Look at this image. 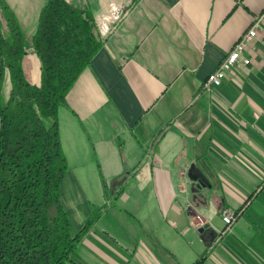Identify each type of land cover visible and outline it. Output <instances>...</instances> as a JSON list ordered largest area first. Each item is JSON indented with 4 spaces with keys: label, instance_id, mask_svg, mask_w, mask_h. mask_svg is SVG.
Segmentation results:
<instances>
[{
    "label": "crops",
    "instance_id": "0c3cea01",
    "mask_svg": "<svg viewBox=\"0 0 264 264\" xmlns=\"http://www.w3.org/2000/svg\"><path fill=\"white\" fill-rule=\"evenodd\" d=\"M65 1L90 11L101 40L56 114L69 233L97 212L65 264H264L262 29L247 64L203 86L264 0ZM4 2L29 44L45 0ZM22 70L39 83L29 47ZM5 85L8 93L6 72L3 100ZM190 165L205 179L198 204L188 198ZM223 207L238 215L218 235ZM196 214L203 232L189 224Z\"/></svg>",
    "mask_w": 264,
    "mask_h": 264
},
{
    "label": "trees",
    "instance_id": "16d2710c",
    "mask_svg": "<svg viewBox=\"0 0 264 264\" xmlns=\"http://www.w3.org/2000/svg\"><path fill=\"white\" fill-rule=\"evenodd\" d=\"M96 29L89 10L45 0L27 44L13 12L0 0V90L5 72L9 79L6 99L0 95V264L72 262L81 232L93 221L94 211L78 233H69L58 200L66 165L56 114L101 46ZM28 47L39 60L37 85L22 70Z\"/></svg>",
    "mask_w": 264,
    "mask_h": 264
},
{
    "label": "built area",
    "instance_id": "2783aa9c",
    "mask_svg": "<svg viewBox=\"0 0 264 264\" xmlns=\"http://www.w3.org/2000/svg\"><path fill=\"white\" fill-rule=\"evenodd\" d=\"M114 17H112L114 18V20L120 18L119 13L116 14V16ZM102 19L103 22H101V24H104L102 27L105 28L106 30L104 33L110 32L113 26L111 27L108 26L107 22H105L106 20L105 17H103ZM261 29L263 31V37H264V6L261 9V11L253 17L248 28L242 33H240L238 38L233 42L231 48L219 61L217 67L206 75L203 82V86L204 87L217 86L220 84L221 80L223 79L225 72L231 69L235 64L237 63L247 64L249 60L248 57L244 55L245 48L250 42L258 38L257 31ZM179 175H182L181 170L179 171ZM237 215H238L237 211H234L228 207L221 208L219 210V217L223 223V228L216 233H218V235L222 234L236 219ZM203 223L204 221L197 214L194 215L189 222L190 226L193 228H199L203 225Z\"/></svg>",
    "mask_w": 264,
    "mask_h": 264
},
{
    "label": "water",
    "instance_id": "95a60500",
    "mask_svg": "<svg viewBox=\"0 0 264 264\" xmlns=\"http://www.w3.org/2000/svg\"><path fill=\"white\" fill-rule=\"evenodd\" d=\"M186 178L189 180V184L187 185V193L189 194V202L198 204L200 200L204 198V193H202V189L204 186L201 181H205L204 177L198 170L190 165L186 170ZM207 224H203L201 227L197 229L198 232H203L207 228Z\"/></svg>",
    "mask_w": 264,
    "mask_h": 264
},
{
    "label": "rangeland",
    "instance_id": "374dc122",
    "mask_svg": "<svg viewBox=\"0 0 264 264\" xmlns=\"http://www.w3.org/2000/svg\"><path fill=\"white\" fill-rule=\"evenodd\" d=\"M1 31H2V34H5V29H4V27H2L1 28ZM35 85H37V82H35L34 83ZM7 93V86L5 85V86H3V90H2V94H6ZM95 162V161H94ZM75 163H74V161L71 159V158H69L68 159V165L69 166H73ZM75 168V167H74ZM75 170H77V171H79L80 169L79 168H76ZM80 174V173H79ZM85 186V185H84ZM86 186H90V187H93L94 185H86ZM92 193V192H91ZM93 195H95L94 193H92ZM91 202V201H90ZM94 206H92V210H91V214H92V212L94 211V215H93V217H92V219H93V221H92V223L96 220V217H95V212H96V210H95V208H96V206H95V208H93ZM50 212H52L53 210H52V208H50V210H49ZM71 256H72V254H71Z\"/></svg>",
    "mask_w": 264,
    "mask_h": 264
}]
</instances>
